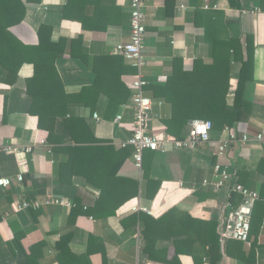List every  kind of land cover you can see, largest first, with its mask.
Segmentation results:
<instances>
[{"label": "crops", "instance_id": "crops-1", "mask_svg": "<svg viewBox=\"0 0 264 264\" xmlns=\"http://www.w3.org/2000/svg\"><path fill=\"white\" fill-rule=\"evenodd\" d=\"M84 2L81 14L92 29L63 18L67 0H42L27 4L24 21L10 31L29 46L38 44L41 25L52 28L53 42L81 37L76 58L69 55L67 46L55 61L64 92L78 95L91 87L96 71H109L114 76L104 81L98 93H86L81 104L70 105L68 115L84 119L97 140L121 149L116 143L131 136L133 110L129 105L136 70L115 55L113 48L129 40L130 0ZM143 4L145 63L141 72L148 82L145 93L152 99L149 132L169 137L163 121L171 117L177 94L183 95L179 102L221 103L227 77L225 111H231L240 64L230 59L228 65L232 51L214 43L238 39L245 55V37L249 35L253 37V79L247 82L244 97L251 110L248 119L234 129L251 137L262 135V140L232 143L222 157L215 155L213 144L194 149L168 146L165 152L147 153L149 177L160 183L152 197L146 196L145 180L134 165L130 149L131 156L119 175L137 180L138 194L118 207L113 216L109 205L101 210L102 216L93 217L83 212L94 207L99 191L82 176L61 182L55 174L58 155L52 152L48 133L38 128L37 117L29 114L31 98L25 80L33 76L34 69L32 64H24L14 85L8 87L0 81V178L11 180L7 187L0 186V264H25L20 245L14 242V234L20 232L24 233L21 246L26 251L35 242H43L36 251L39 264H59L56 242L68 233H72L70 253L80 259L66 264H264V11L260 10V0H143ZM213 53L225 63L212 65ZM196 61H202V67L211 73H202L200 66L196 69ZM190 92L193 97H189ZM126 93L129 97L125 103L110 107L122 101ZM186 111L180 113L181 119L195 115L194 109ZM119 114L122 120L116 123ZM194 121L199 120L188 118L181 128L182 136L187 137ZM210 136L217 140L225 134L213 130ZM217 163L229 166L233 181L259 192L247 243L221 239L224 219L237 207L240 197L227 187L215 190L203 185L215 180ZM21 173L22 180L18 181ZM48 195L69 199L74 206L18 208L23 201H40ZM172 209L186 214L191 223L185 226L179 221L176 227L158 228L151 235L149 251L144 250L140 223L126 217L142 213L159 219Z\"/></svg>", "mask_w": 264, "mask_h": 264}, {"label": "trees", "instance_id": "trees-1", "mask_svg": "<svg viewBox=\"0 0 264 264\" xmlns=\"http://www.w3.org/2000/svg\"><path fill=\"white\" fill-rule=\"evenodd\" d=\"M42 0H0V81L6 86L14 85L18 80V73L24 64L33 65V76L25 80L27 95L31 98L29 114L37 117L38 128L48 133L47 141L52 146V152L58 157L55 160V174L61 182H69L73 176H82L86 182L99 191V198L92 209L85 214L93 217L102 216L103 207L112 205L109 214H115V210L124 202L138 194L139 182L135 179L122 177L119 170L123 163L131 156L130 149H115L106 141L97 140L85 120L69 114L70 105L81 104L82 97L86 93H98L104 81L110 80L114 75L109 71H96V78L93 85L84 89L78 95H67L64 92L62 81L56 71L55 61L60 54H63L69 47V55L76 58L75 50L81 43V37L70 40L60 39L57 42L51 40L52 28L41 25L37 29L38 44L29 46L23 44L10 29L22 23L26 16L27 4H39ZM85 0H67L63 8L62 16L65 19L77 20L81 22L83 29H92L91 25L82 17L81 11L85 7ZM260 10L264 11V0H260ZM95 30V29H93ZM245 55L243 47L238 39L216 41L214 46H226L228 56L226 63L229 65L230 59L240 64L238 70L237 83L233 92L232 110L225 111V95L228 90V77L226 85L222 89V102H179L183 95L177 94L175 102L171 104V117L163 121L166 126V133L176 140L184 139L181 135V128L189 117L198 120L211 121L213 130H223L224 127H232L239 122L248 119L251 104L245 100L244 90L248 81L253 79V48L251 43L253 37H245ZM218 45V46H219ZM212 65H223L224 60L219 61L212 55ZM195 68L199 69L204 64L202 61L195 62ZM205 68V70H203ZM202 73H211L208 67L201 68ZM193 79V77H191ZM189 97L193 94L188 93ZM129 94L126 93L124 99L110 104V107L118 108L125 103ZM85 106L88 103L83 102ZM93 109L94 105H89ZM195 110V115H186L181 119L180 113H187L186 110ZM68 116V117H67ZM180 117V118H179ZM143 152L141 172L142 180H145L146 196L152 197L158 187L159 182L153 181L149 177V156ZM152 191V194H149ZM148 193V194H147ZM232 194H235L232 192ZM183 217V220L182 218ZM132 219L133 223H140L142 227L140 233L146 244L144 250L149 251V246L153 243L151 235L158 228L176 227V223L182 221L183 224L191 223L186 214L178 213L177 209L168 211L163 217L154 219L145 214L136 213L126 217ZM178 226V225H177ZM251 232V229H250ZM14 242L20 245V250L25 258V264H39V254L36 251L43 245V242H35L29 246L28 251L22 248L21 239L24 233H15ZM72 233L62 235L56 242V250L59 264H66L68 260L76 259L69 250V241ZM250 238V235H249ZM249 240V239H248ZM240 244L247 242L235 241ZM80 263V262H79Z\"/></svg>", "mask_w": 264, "mask_h": 264}, {"label": "built area", "instance_id": "built-area-1", "mask_svg": "<svg viewBox=\"0 0 264 264\" xmlns=\"http://www.w3.org/2000/svg\"><path fill=\"white\" fill-rule=\"evenodd\" d=\"M144 4L143 0H130V35L129 40L124 43L116 44L113 53L125 61L131 63L135 68L136 74L132 82V93L130 96V108L133 110V121L131 124V136L116 143L121 149H132V159L135 167L141 170L143 152L159 151L165 152L168 146H174L178 149H194L202 144H213L216 147L215 155L222 157L230 144L240 142L247 144L252 141H261L262 135L251 137L247 133H239L232 127H224V138L214 140L210 134L213 125L209 120L194 121L188 132L187 137L181 140L171 139L167 136L158 137L149 132L148 123L152 109V99L145 93V87L148 84L141 70L144 66L143 48H144ZM234 92V89H233ZM94 118L98 120L97 114ZM122 115H117L115 122L119 123ZM215 180L212 182L204 181L203 185H210L215 190L227 187L231 192L237 193L240 202L236 208L230 211L223 222L221 229V239L225 241L247 242L250 235L251 221L256 203L260 200L258 191L250 190L240 183L233 181V176L229 172V166L222 163L214 165ZM17 180H22V173L17 176ZM11 184L9 178H0V186L7 187ZM179 183V187H182ZM62 206L70 209L74 204L66 198L56 195H48L43 200H27L20 203V209L37 210L41 206ZM134 208L133 210H136ZM139 210L150 212L147 209Z\"/></svg>", "mask_w": 264, "mask_h": 264}]
</instances>
